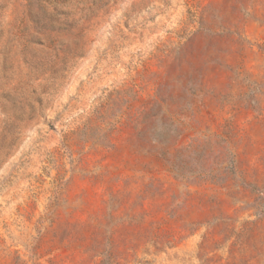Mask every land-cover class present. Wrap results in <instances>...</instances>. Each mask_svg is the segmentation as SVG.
<instances>
[{
	"label": "rangeland",
	"instance_id": "obj_1",
	"mask_svg": "<svg viewBox=\"0 0 264 264\" xmlns=\"http://www.w3.org/2000/svg\"><path fill=\"white\" fill-rule=\"evenodd\" d=\"M0 264H264V0H0Z\"/></svg>",
	"mask_w": 264,
	"mask_h": 264
},
{
	"label": "trees",
	"instance_id": "obj_2",
	"mask_svg": "<svg viewBox=\"0 0 264 264\" xmlns=\"http://www.w3.org/2000/svg\"><path fill=\"white\" fill-rule=\"evenodd\" d=\"M173 132L172 127L170 126L167 129L168 137L162 139H155L159 143H167L171 134ZM220 142L224 141L223 137L218 136ZM208 140L200 142V141H192L189 145H187L184 149L180 150L169 162V167L171 172L177 176L182 178L192 177L197 181H217L220 182L230 171L234 169L228 157H230V153L228 149L225 147L220 148L218 157L219 164L222 165L229 163L225 167H223L220 171H215L211 169V165L207 164L208 156H211L213 153L209 149V145L207 143ZM220 166V165H219Z\"/></svg>",
	"mask_w": 264,
	"mask_h": 264
}]
</instances>
